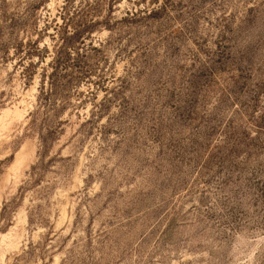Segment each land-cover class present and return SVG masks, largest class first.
I'll return each mask as SVG.
<instances>
[{"label":"rangeland","instance_id":"rangeland-1","mask_svg":"<svg viewBox=\"0 0 264 264\" xmlns=\"http://www.w3.org/2000/svg\"><path fill=\"white\" fill-rule=\"evenodd\" d=\"M0 264H264V0H0Z\"/></svg>","mask_w":264,"mask_h":264},{"label":"trees","instance_id":"trees-1","mask_svg":"<svg viewBox=\"0 0 264 264\" xmlns=\"http://www.w3.org/2000/svg\"><path fill=\"white\" fill-rule=\"evenodd\" d=\"M79 34L80 33H77L75 34V36H78ZM60 55H61V51H57L55 56L52 58L51 62L49 63L50 73L48 74L47 87L45 89L44 86H42L40 90V95L43 96L45 94L44 96L45 99L52 96V93L54 94V92L57 90L58 84L60 83L59 80L61 78L59 74L61 70L66 69V66H68V64L64 65L63 62L64 58Z\"/></svg>","mask_w":264,"mask_h":264}]
</instances>
